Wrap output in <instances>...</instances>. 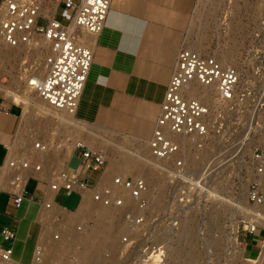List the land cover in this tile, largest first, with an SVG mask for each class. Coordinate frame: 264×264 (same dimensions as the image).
<instances>
[{
  "label": "rangeland",
  "instance_id": "374dc122",
  "mask_svg": "<svg viewBox=\"0 0 264 264\" xmlns=\"http://www.w3.org/2000/svg\"><path fill=\"white\" fill-rule=\"evenodd\" d=\"M194 4L189 17L191 25L184 33H187L186 45H197L204 52L216 53L223 62L235 65L240 72L237 95L232 100L221 104L210 101L206 152L202 151L200 156L202 152L194 149L193 145H189L186 151L193 160L191 166L198 167L214 151L226 146L223 155L228 157H222L226 165L215 176L216 187L208 189L211 199L204 200L197 195L189 204L178 202L172 191L174 186L169 173L151 164L162 163L148 156L145 141L133 139L127 132L105 130L86 123L72 128L69 116L65 115L69 120L63 121L56 113L63 115L64 112L54 109V114L44 110L43 103L32 90L29 94L34 98L36 107H31L22 121V102L0 91L3 99L17 105L20 120L13 140L7 143L6 154L0 156V190H16L18 183L24 182L28 175L43 181H46L43 176L56 177L65 169L66 159L72 150L84 147L103 152L106 166L102 176L107 183H111L112 176L118 173L143 177L147 183L145 217L135 234L129 231L123 215L126 210H133V205L104 206L95 202L96 208L105 207L104 219L95 217L98 211L82 219L76 216L79 208L69 212L62 208L55 211L53 207L51 214L43 217L41 214L42 221L39 218L41 202L36 200L38 205L32 220L39 242L33 264L73 263L84 250V246H80L82 243L88 241L93 245L98 241L101 233L96 236L98 226H107V231L101 234H107L103 240L105 243L101 241L103 244L98 247H89L86 252L92 257L86 261L87 264H142L141 255L149 252L152 245L164 246L160 264H251L249 262L256 259L261 249L263 229L258 228L244 240V223L240 220L237 239L241 244H247L246 259L238 248L233 258L226 256L229 249L224 232L236 209L231 203V196L242 197L251 185L253 174L249 171L250 166L252 168L249 149L264 143V0H197ZM72 12L63 5L57 9L58 17L64 21L70 18ZM47 49L44 43L10 48L0 41V84L23 91L28 75L44 71L42 57ZM209 96L208 93L206 97ZM76 131L79 138L75 137ZM241 133L248 135L241 138ZM138 153L142 159L137 157ZM23 162H27L26 167ZM76 163L77 158L73 155L68 164L74 166ZM37 164L40 165L39 170L34 168ZM33 180L29 177L25 195L30 194ZM122 194L126 203H132L127 190H122ZM64 195V190H61L56 196L57 201L70 206L79 200V193L77 196ZM241 213H236L239 219L242 218ZM233 222L234 231L237 221ZM227 237L235 244L236 234ZM42 238L45 243L39 245ZM147 245L149 248H146ZM79 260L83 262L80 256ZM0 264L17 263L0 258Z\"/></svg>",
  "mask_w": 264,
  "mask_h": 264
},
{
  "label": "built area",
  "instance_id": "2783aa9c",
  "mask_svg": "<svg viewBox=\"0 0 264 264\" xmlns=\"http://www.w3.org/2000/svg\"><path fill=\"white\" fill-rule=\"evenodd\" d=\"M110 1L78 0L75 3L73 0H1L0 39L12 47L44 43L48 48L42 57L44 71H34L35 76L29 79V84L50 105L71 111L76 109L92 61V48L79 38V34L82 30L92 33L101 30ZM59 5L73 10L67 21L57 16ZM239 75L235 65L223 62L216 55L197 47L183 45L177 52L152 133L147 140V148L152 158L162 161L160 169L169 173L174 186L172 191L180 203L189 204L197 195L204 200L211 199L207 191V187L214 181L211 172L214 170L219 173L226 165L222 157H228L227 154L223 155L226 146L214 151L201 165L205 164L203 169H206V173H202L203 170L198 173L195 167L185 163L186 146L190 144L198 149L205 148L209 137L210 103L199 93V89L209 88L214 91L216 103L228 102L237 95ZM176 153L179 155L174 156ZM249 155L254 174L248 187L247 202L261 205L264 204V181L258 178L264 172V144L251 149ZM77 156L78 161L74 167L66 166L48 184V189L54 192L51 201L56 202V193L65 190L67 193H79L80 202L83 192L90 189L93 201L98 204L133 205L134 209L126 210L123 215L129 231L132 234L138 232L147 207V199L143 194L147 186L145 179L114 174L111 183H107L102 177L106 166L103 152L84 147L78 151ZM26 165L27 162H23V166ZM28 176L20 191H15L16 206L25 198L23 190ZM124 189L128 190L132 203L125 202L122 194ZM44 202L46 206L50 205V201L45 199L41 204ZM241 220L244 223V240L258 228L264 230L261 225L250 227L247 219ZM0 235L4 241L3 245L0 244V257L8 260L13 252L16 232L2 225ZM123 239L126 237L123 236ZM263 239L264 233L260 241ZM243 246L246 255V242ZM150 247L152 249L145 252V258V253L141 255L142 264H158L164 255L163 245Z\"/></svg>",
  "mask_w": 264,
  "mask_h": 264
},
{
  "label": "crops",
  "instance_id": "0c3cea01",
  "mask_svg": "<svg viewBox=\"0 0 264 264\" xmlns=\"http://www.w3.org/2000/svg\"><path fill=\"white\" fill-rule=\"evenodd\" d=\"M195 1H110L100 32L80 35L92 48V61L75 113L71 114L72 128L86 123L105 130L127 132L133 139L145 141L146 146L177 52L187 35L184 34L186 27L191 25L189 17ZM18 117L17 105L0 96V156L6 154L7 143L13 140L17 125L19 128L21 119ZM78 135L76 131L75 137L79 138ZM78 151L72 150L64 168L75 166L68 163L73 155L78 161ZM29 177L34 179L33 186L30 194L25 195ZM43 177L46 181L28 176L23 190L25 198L19 206L15 204V191L20 190H0V226L6 225L16 232L10 261L17 264L34 262L39 242L32 220L38 205L36 200L45 199L55 211L62 208L69 212L75 211L81 203L76 201L69 206L57 201L61 190L55 195L56 202L51 201L54 192L48 189V184L56 177ZM89 193L87 190L83 197ZM64 194L77 196L78 193L64 190ZM45 205V202L41 204L39 218L41 214L42 217L51 214ZM0 238L1 244L4 241L1 235Z\"/></svg>",
  "mask_w": 264,
  "mask_h": 264
},
{
  "label": "bare ground",
  "instance_id": "6f19581e",
  "mask_svg": "<svg viewBox=\"0 0 264 264\" xmlns=\"http://www.w3.org/2000/svg\"><path fill=\"white\" fill-rule=\"evenodd\" d=\"M54 4H56V1H55V3ZM83 32H85V33H87V34H90V35H96V34H98L99 32H96V33H92V32H89V31H86V30H82V32L79 34V38L82 40V41H84L85 43H86V41H85V39L84 38H82V37H80V35L83 33ZM0 41L5 45V46H8V47H10V48H16V47H12V46H10V45H8V44H6L4 41H2L1 39H0ZM192 42V41H191ZM186 44H188L187 42H186V40L182 43V45L181 46H183V45H186ZM19 47V46H18ZM91 47V46H90ZM196 47L197 48H199V49H201V47H198L197 45H196ZM210 53V52H209ZM212 54H214V55H216L217 57H219L216 53H212ZM220 58V57H219ZM34 76H35V73L33 72L32 74H30V75H28L27 76V78H26V81H25V86H24V89H23V91H19V90H12V88L10 89V88H8V87H5V86H3V85H1L0 84V91L1 92H3V93H5V94H9V95H13V96H15V98L16 99H19L21 102H22V107H23V113H22V116H21V120L23 121L25 118H26V116L30 113V110H31V107L32 108H34V107H36V102H35V100H34V98L32 97V96H30V94H29V91H33L34 92V94L36 95V97L43 103L42 104V107L44 108V110H46L47 112H52V113H54L55 114V110L54 109H57V110H59V111H61V112H64L63 113V115H61V114H58V113H56V115H58V117L60 118V120H69V118H70V121L72 120V117H71V115L70 114H73V113H75V110L73 111H71V110H68V109H59V108H56V107H54V106H52V105H50L49 103H47L40 95H39V93L34 89V87L32 86V85H30L29 84V79H31V78H34ZM239 78H240V75H239ZM32 93V92H31ZM199 93L200 94H202L203 96H204V98H205V100L206 101H208L209 103H210V101L212 100V101H216V97H215V94H214V91H212V90H210L209 88H202V89H199ZM209 93V97L207 98L206 96H207V94ZM69 116V118H65L64 116ZM250 119H249V123L251 124V117H249ZM77 121V120H76ZM249 123H247L248 124V126H249ZM241 138H245V136H247L248 135V133H245V134H243V133H241ZM245 135V136H244ZM148 140V139H147ZM264 144V143H263ZM38 145V144H37ZM190 145V144H189ZM189 145L188 146H186V148L184 149V151H185V153H186V151H187V149H188V147H189ZM192 146V145H191ZM146 147H147V142H146ZM194 147V149H197V150H200L201 152L202 151H205L206 152V149H204V148H201V149H198L197 147H195V146H193ZM250 151H249V153L251 154V149H249ZM147 153H149L148 152V148H147ZM137 155V157L138 158H140V159H142V157H141V155L138 153V154H136ZM179 155V153H176L174 156H178ZM203 155V152H202V154H200V156H202ZM148 156L150 157V158H152L149 154H148ZM194 157V156H193ZM152 159H154V158H152ZM197 159V158H196ZM126 160V159H125ZM154 160H157V161H159L160 163H162V161L160 160V159H154ZM184 160H185V163L186 164H190V163H192L193 162V160H192V158L190 157V155H187V153L184 155ZM43 162V161H42ZM189 162V163H188ZM151 164H153L156 168H160L159 166H161L162 164H159L158 162H151ZM191 165V164H190ZM204 165L205 164H203V166H198V167H195V171L196 172H198V173H201V171L203 170V172L202 173H206V169H203L204 168ZM27 166V165H26ZM26 166H24V167H26ZM39 167H34L35 168V170H39L40 169V165H38ZM163 166V165H162ZM247 166V165H246ZM248 168H249V166H248ZM249 171H250V173L251 174H254V169L253 168H249ZM212 174V176H214L213 177V179H214V181L212 182V183H210V185L207 187V191H208V189H213V188H215L216 187V184H215V182H216V175H217V173H218V171H215L214 172V170L211 172ZM119 174V173H118ZM57 176H58V174L56 175V178H57ZM216 176V177H215ZM258 179H263V181H264V172L263 173H260L259 174V178ZM52 181V180H51ZM51 183V182H50ZM217 183V182H216ZM264 183V182H263ZM22 184H23V182H19L18 183V187H17V189L16 190H20L21 189V187H22ZM146 185H147V183H146ZM264 185V184H263ZM87 190H89L90 191V189H86L84 192H86ZM147 186H146V188H145V191L143 192V194L145 195L146 194V192H147ZM128 191V190H127ZM84 192H83V195H84ZM148 192H150V191H148ZM209 192V191H208ZM129 193V192H128ZM247 195H248V188L246 189V192L244 191V193H242V197H235V198H233L232 196H231V203H234L235 204V211H233V213L231 214V218H230V222H229V224H228V228L227 229H225V232H224V235L226 236V242H227V248L229 249V251H228V253L226 252L225 254H226V256L227 257H229V258H233V255L235 254V250H236V248H238V249H241L242 250V252H241V254H242V257L244 258V259H246V257H245V255H244V246H243V244H241L239 241H238V239H237V231H238V227H239V222H240V220L241 219H239L238 217H237V215H236V213H237V211H241L242 213H241V216H242V218H244V219H247L250 223V227H253V226H255V225H261V226H263L264 227V208L262 209V207H264V204H258V203H248L247 202ZM233 199H235V200H233ZM97 203V202H96ZM101 205V204H100ZM46 206V205H45ZM53 207L54 206H52V205H49V206H47V211H48V213H49V211H50V213L51 212H53ZM105 207L104 208H96V206H95V201H93V199L91 198V195L90 194H87V195H85L84 197H83V199L81 200V203H80V206H79V212H78V214L76 215V216H78L79 218H82V219H84L86 216H89V215H94L97 211H98V213H96V214H98V216L96 215L95 217H100L101 219L103 218L104 219V217L106 218V216L104 215L105 214ZM107 211V210H106ZM109 211V210H108ZM94 213V214H93ZM102 213V214H101ZM108 213H106V215H107ZM74 218V217H73ZM110 219V218H109ZM233 220L235 221V223H236V221H237V228H234V227H236V225L233 227L234 228V231H233V229H232V222H233ZM80 221V220H79ZM101 221V220H100ZM99 223H102V224H100V225H105L103 222H99ZM234 223V222H233ZM107 229V226H104L103 228H100L99 226H98V228L96 229L97 230V232H96V236L98 237V233H100V235L101 234H104L103 232H104V230H106ZM107 231V230H106ZM110 231V230H109ZM92 233H94V231L92 232ZM109 233V232H108ZM106 234V233H105ZM114 234V233H113ZM236 234V242H235V244H232V242L230 241V239L227 237V235H229V236H232L233 235V237H234V235ZM91 235H93V234H91ZM99 235V239H98V241H95L96 243H94L93 242V245H91L92 243L91 242H88V241H85L84 243H82L83 245H80V246H84V250L82 251L81 250V254L80 255H77L76 257V261H74L73 263H71V264H87L86 263V261H88V259H90L92 256H91V254L90 253H88V252H86V251H88V249H89V247H91V246H96V247H98L99 245H101V244H103V243H101V241H103L104 239H106V235H101L100 236ZM54 237H57L56 235H54ZM233 239V238H232ZM235 239V238H234ZM94 240V239H93ZM92 240V241H93ZM45 241V239L43 240V238L41 239V241H40V244L39 245H43V243H45L44 242ZM68 241V240H67ZM50 243H51V241H49ZM64 242V241H63ZM104 243H105V241H103ZM69 243V242H68ZM107 243V242H106ZM68 245V244H67ZM46 246V245H45ZM51 250V249H50ZM46 251V250H45ZM78 254V253H77ZM158 254H156V256H157ZM79 256H80V259H82L83 260V262L82 261H80L79 260ZM52 257V256H51ZM43 258V257H42ZM9 260V259H8ZM249 263H251V264H264V239H263V241H262V243H261V249H260V251L258 252V255L256 256V259H252ZM90 264H92V263H90ZM158 264H160V262L158 263Z\"/></svg>",
  "mask_w": 264,
  "mask_h": 264
}]
</instances>
